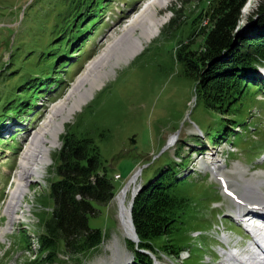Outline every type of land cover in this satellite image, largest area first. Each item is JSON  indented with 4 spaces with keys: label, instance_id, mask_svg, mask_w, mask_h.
<instances>
[{
    "label": "rangeland",
    "instance_id": "obj_1",
    "mask_svg": "<svg viewBox=\"0 0 264 264\" xmlns=\"http://www.w3.org/2000/svg\"><path fill=\"white\" fill-rule=\"evenodd\" d=\"M202 1L185 0L182 13L190 17L171 35L162 32L172 18L170 9L182 0H170L158 8L162 26L155 37L144 42L137 56L116 67L68 119L59 141L48 144L53 162L68 127L77 133L91 131L116 195L108 205L96 204V214L89 217L91 228L100 229L104 236L98 248L79 261L63 254L53 261L44 254L37 261L28 253V240L43 233V222L52 215L50 172L31 183L14 220L7 212L22 181L29 144L34 138L37 145L42 137L34 136L37 129L46 130L50 110L63 103L86 66L122 38L129 24L122 17L137 6L146 9L153 1L0 0V114L9 108L0 125V264H131L133 240L125 234L117 196L143 167L128 193V207L135 185L152 180L162 165L175 163L179 176L187 177L192 211L182 226L185 247L180 256L159 252L158 260L163 264H226L227 256L220 255L226 238L248 243L249 235L233 217L237 207L240 211L246 206L223 193L221 178L237 198L246 194L247 185L261 182L264 194V84L255 85L264 77L260 72L259 79L241 76L252 85L237 100L236 110L218 113L202 97L197 98L194 82L184 76L173 54L188 37L193 48L201 45V36L191 32L205 17L202 13L192 21L201 11ZM262 7L264 0H252L246 12L242 10L237 29L240 38L264 37ZM58 34L62 38L53 41ZM51 51L55 54L49 56ZM231 113L245 122L236 132L215 134L218 127L232 124L228 121ZM116 174L121 178L116 179Z\"/></svg>",
    "mask_w": 264,
    "mask_h": 264
},
{
    "label": "trees",
    "instance_id": "obj_2",
    "mask_svg": "<svg viewBox=\"0 0 264 264\" xmlns=\"http://www.w3.org/2000/svg\"><path fill=\"white\" fill-rule=\"evenodd\" d=\"M202 2L201 11L192 21L202 13L205 17L191 32L197 31L193 36H201V45L193 48L192 38L188 37L179 42L173 56L181 65L184 76L194 82L197 98L202 97L205 105L218 113L229 112L236 110L239 107L237 100L249 92L251 81L246 83L241 76L260 78L257 65L264 63V37L240 38L237 34L242 10L248 0ZM185 3L182 0L181 4L176 3L175 9H170L172 18L163 34L171 35L181 28L188 16L182 13ZM261 15L264 23V7ZM62 36H54L53 41ZM54 54L48 52L49 56ZM261 83L264 84L263 79L255 84L256 87ZM8 110L6 108L0 114V125ZM231 114L228 121L232 124L218 127L215 134L226 130L236 132L237 127L245 122ZM61 142L49 170L54 208L51 217L43 222L41 253H47L45 258L50 261L59 259L60 254L79 261L104 240L100 229L91 228L89 217L96 214V204L108 205L112 201L116 195L115 184L91 131L77 133L68 127ZM175 164L158 168L152 180L142 183L135 197L132 214L139 242L130 241L134 254L131 264H154L144 250L156 256L159 252L179 256L185 247L181 231L185 216L192 211L193 199L186 190L187 177H180Z\"/></svg>",
    "mask_w": 264,
    "mask_h": 264
},
{
    "label": "bare ground",
    "instance_id": "obj_3",
    "mask_svg": "<svg viewBox=\"0 0 264 264\" xmlns=\"http://www.w3.org/2000/svg\"><path fill=\"white\" fill-rule=\"evenodd\" d=\"M143 1L145 2V0H141V2ZM152 1L153 2L149 4L146 9H141L142 7L138 9L137 6L132 9V13L122 17L121 20L123 21L129 20V24L126 26L122 38L110 45L106 52L96 58V60L92 62L89 61L90 63L86 66L85 72L78 78L74 88L70 94L67 95L63 103L56 104L50 110L51 120L47 124L46 130H40V128H38V132L34 134V136L38 134L41 135V139H39L37 145L35 144L34 138L29 144L30 160L28 164L33 170L38 172L43 164L50 160V151L47 149V146L48 144L54 146L59 141L68 119L93 96L96 90L100 89L105 84V80L110 77L116 67L124 62H129L130 59L137 56L144 49V42H149L155 37V31L162 26V21L158 18V8L164 6L170 0ZM251 2L252 0H248L243 12H246L245 9L249 7ZM133 15L134 17L132 18L131 16ZM137 31H139V34H136ZM48 136L51 137V140L47 138ZM135 174V176H132V180L129 182L130 184L128 183L127 187L117 197L119 205L121 206V223L126 236L132 240L135 238V234L130 222L129 206H126V200L133 184L137 183L138 178L141 176L138 171ZM261 184L262 182L247 185L245 187L246 194L240 197V199H237V202L240 205L246 206V208H242L246 210L249 215H252L253 218L264 220V194L260 192ZM17 185L19 187L11 198L12 200L7 210L11 217V221L14 220L16 211L22 204L24 195L29 190V185L25 184L24 181H19ZM136 186L137 185H135V189ZM248 206L252 208H248ZM227 260H230L232 264H236L234 262H238V264H263L257 255H252L244 261L239 259V261L233 260L232 257L227 258Z\"/></svg>",
    "mask_w": 264,
    "mask_h": 264
},
{
    "label": "water",
    "instance_id": "obj_4",
    "mask_svg": "<svg viewBox=\"0 0 264 264\" xmlns=\"http://www.w3.org/2000/svg\"><path fill=\"white\" fill-rule=\"evenodd\" d=\"M169 145H166L164 148H167ZM164 150V149H163ZM142 170H143V167L139 168L138 172L141 174L142 173ZM129 182L126 183V185L124 186V188L121 190V192L127 187ZM141 190V183H139V185L137 186L136 189L133 190V193H132V196H131V199L128 203V206H129V216H130V222H131V225L133 227V230H134V234H135V238L133 239L134 242L138 243L139 242V236H138V233L136 231V227H135V224H134V220H133V214H132V211H133V205H134V200H135V197L136 195L139 193V191ZM118 197V196H117ZM120 211H121V206H120ZM144 252L148 253L153 259H154V262L155 264H160L156 258V256L151 253L150 251H146L144 250Z\"/></svg>",
    "mask_w": 264,
    "mask_h": 264
},
{
    "label": "built area",
    "instance_id": "obj_5",
    "mask_svg": "<svg viewBox=\"0 0 264 264\" xmlns=\"http://www.w3.org/2000/svg\"><path fill=\"white\" fill-rule=\"evenodd\" d=\"M117 177H119V175Z\"/></svg>",
    "mask_w": 264,
    "mask_h": 264
}]
</instances>
